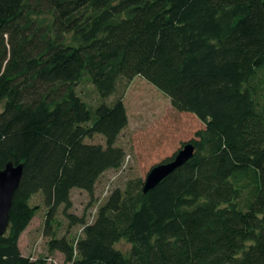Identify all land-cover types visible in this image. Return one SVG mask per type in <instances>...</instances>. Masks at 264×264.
<instances>
[{
	"label": "trees",
	"instance_id": "trees-1",
	"mask_svg": "<svg viewBox=\"0 0 264 264\" xmlns=\"http://www.w3.org/2000/svg\"><path fill=\"white\" fill-rule=\"evenodd\" d=\"M136 76L205 128L184 165L148 192L141 180L114 189L88 222L71 192L93 195L123 165L129 118L123 94L110 98ZM95 134L105 145L86 142ZM8 162L24 169L0 264H45L19 245L37 194L66 264H264V0H0V170ZM60 208L80 235H56Z\"/></svg>",
	"mask_w": 264,
	"mask_h": 264
},
{
	"label": "rangeland",
	"instance_id": "rangeland-1",
	"mask_svg": "<svg viewBox=\"0 0 264 264\" xmlns=\"http://www.w3.org/2000/svg\"><path fill=\"white\" fill-rule=\"evenodd\" d=\"M78 91L91 104L98 97L89 82L80 84ZM121 93L129 118L128 125L117 140V145L126 153L123 165L119 169L104 172L93 195L81 189H73L71 192L73 207L70 212L77 216L86 215L88 222L94 220L98 208L114 189H123L127 183L137 180L144 181L154 165L172 158L185 143L196 138L197 131L205 128L194 114L174 109L169 97L141 76H136L125 87L120 86L110 100ZM86 142L105 145L104 137L100 134L87 138ZM31 204L38 205L39 209L20 237L21 252L33 259L43 258L45 264H66L61 252L48 249L50 238L44 232L47 208L42 195H35ZM54 217L58 237L72 238L81 234V226H69L62 208ZM118 247L126 250L129 244L123 242Z\"/></svg>",
	"mask_w": 264,
	"mask_h": 264
},
{
	"label": "water",
	"instance_id": "water-1",
	"mask_svg": "<svg viewBox=\"0 0 264 264\" xmlns=\"http://www.w3.org/2000/svg\"><path fill=\"white\" fill-rule=\"evenodd\" d=\"M194 153V144L192 142H187L168 162H161L154 165L146 175L143 191L148 192L154 189L163 179L191 159ZM23 169V163L14 164L8 162L6 166L0 170V237L3 236L8 229L12 200L21 182Z\"/></svg>",
	"mask_w": 264,
	"mask_h": 264
}]
</instances>
